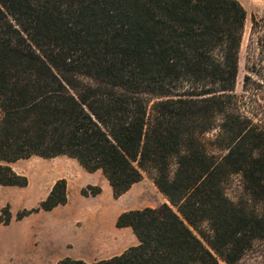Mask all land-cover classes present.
I'll return each mask as SVG.
<instances>
[{
    "label": "trees",
    "instance_id": "1",
    "mask_svg": "<svg viewBox=\"0 0 264 264\" xmlns=\"http://www.w3.org/2000/svg\"><path fill=\"white\" fill-rule=\"evenodd\" d=\"M246 20L238 0H0V189L66 156L115 198L147 174L169 202L119 216L139 241L122 254L57 264H238L264 244V16L237 94ZM68 201L60 179L17 220Z\"/></svg>",
    "mask_w": 264,
    "mask_h": 264
},
{
    "label": "rangeland",
    "instance_id": "2",
    "mask_svg": "<svg viewBox=\"0 0 264 264\" xmlns=\"http://www.w3.org/2000/svg\"><path fill=\"white\" fill-rule=\"evenodd\" d=\"M238 1L247 13L236 84V93L242 94L252 17L264 16V0ZM261 116L264 119V110ZM12 166L28 178L29 186L0 189V264H57L65 258L95 262L120 255L139 241L130 228L117 227L119 216L169 203L147 174L129 192L115 198L101 171L89 173L66 156L54 160L35 156ZM60 179L68 183L67 205L17 220L18 213L37 208ZM90 186L93 188L88 189ZM97 189L100 194L93 196L92 192ZM84 190L88 196L83 195ZM7 207L12 221L6 226L1 223V215ZM256 249L238 264H264V244Z\"/></svg>",
    "mask_w": 264,
    "mask_h": 264
},
{
    "label": "crops",
    "instance_id": "3",
    "mask_svg": "<svg viewBox=\"0 0 264 264\" xmlns=\"http://www.w3.org/2000/svg\"><path fill=\"white\" fill-rule=\"evenodd\" d=\"M57 158H59V157H56V158H53V159H48V160H54V159H57Z\"/></svg>",
    "mask_w": 264,
    "mask_h": 264
}]
</instances>
